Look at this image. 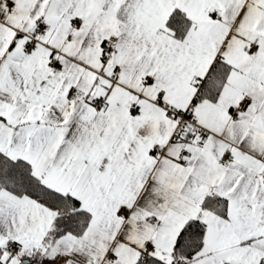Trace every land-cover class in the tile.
<instances>
[{
	"label": "snow or ice",
	"instance_id": "obj_1",
	"mask_svg": "<svg viewBox=\"0 0 264 264\" xmlns=\"http://www.w3.org/2000/svg\"><path fill=\"white\" fill-rule=\"evenodd\" d=\"M0 264H264V0H0Z\"/></svg>",
	"mask_w": 264,
	"mask_h": 264
}]
</instances>
